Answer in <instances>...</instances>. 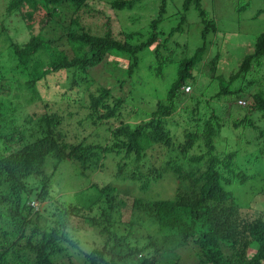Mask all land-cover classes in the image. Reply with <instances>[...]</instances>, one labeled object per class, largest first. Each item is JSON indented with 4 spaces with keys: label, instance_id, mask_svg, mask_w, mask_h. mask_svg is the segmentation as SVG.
Wrapping results in <instances>:
<instances>
[{
    "label": "trees",
    "instance_id": "16d2710c",
    "mask_svg": "<svg viewBox=\"0 0 264 264\" xmlns=\"http://www.w3.org/2000/svg\"><path fill=\"white\" fill-rule=\"evenodd\" d=\"M111 1L112 7L124 10L137 7L140 0ZM94 2L10 0L6 7L7 14L22 18L30 37L22 42L11 39L19 56L14 73L10 69L1 73L0 64V264H264V207L251 205L253 197L264 191V168L256 164L264 156V82L254 77L245 82L254 63L263 59L264 32L235 70L217 72L218 83L213 86L219 90L211 99L221 101L214 105L195 94L201 81L195 69L208 50L206 43L213 42L209 36L221 29L202 0H184L181 21L168 31L161 25L171 0H159L142 40L134 39L137 31L118 36L110 21L104 31L87 26L85 19L93 15ZM192 8L204 25L203 42L194 52L189 45L182 50L170 47ZM261 14L264 6L256 16ZM145 49L155 55V64H148L151 72L161 75L164 65L173 62L177 74L167 99L153 105L150 119L132 125L124 119L127 113L138 111L128 98L134 99L137 88L145 90L146 79L139 73L140 53ZM166 51L175 58H164ZM219 57L218 51L211 61L213 70L217 71ZM63 70L72 74L70 92L86 81L88 97H71L66 91L67 102L58 106L43 99L39 82ZM94 72L111 77L115 90L96 79L88 80ZM188 85L194 92L185 90ZM243 97L249 98L247 106L240 103ZM37 99L44 109L28 111ZM180 105L187 121L182 136L171 137L166 123ZM223 110H234L237 115L227 118ZM242 110L243 116L239 115ZM66 112L70 117L83 112L78 123L89 136L84 134L75 143L67 140L63 131ZM83 125L92 126V131ZM223 128L231 134L243 130L236 150H227L225 141V147L217 149L216 138ZM161 147L176 153L158 166L152 158ZM109 154L124 160L115 163L114 174L122 188L112 182L92 183L67 195L72 190H63L54 179L63 160L74 162L80 175L88 176V170L104 166ZM257 176L263 181L260 190L255 188ZM168 180L174 181L168 194L156 191ZM249 183L253 185L248 195L236 196L232 186ZM60 186L67 197L74 198L58 201L55 193ZM121 192L135 195L128 220L122 218L120 204L124 203L117 201ZM73 217L81 218L84 226L73 228ZM120 225L130 231L120 233ZM141 228L146 230L143 236ZM83 229L89 235L99 229L101 242L92 240L93 249L81 246L78 235ZM132 232L137 235L131 237ZM184 249L189 256L182 261L179 251Z\"/></svg>",
    "mask_w": 264,
    "mask_h": 264
},
{
    "label": "rangeland",
    "instance_id": "374dc122",
    "mask_svg": "<svg viewBox=\"0 0 264 264\" xmlns=\"http://www.w3.org/2000/svg\"><path fill=\"white\" fill-rule=\"evenodd\" d=\"M9 1L10 0H0V22L3 24V26L0 27V64L1 69L4 68L1 70V73L6 71V69H10L12 73H14L16 71V65L19 62V56L17 53H15L11 46V39L16 38L22 42L30 37L29 28L22 18L17 13H6V7ZM111 2V0H96V2L92 4L93 15L88 16L85 19V24L90 28H97L100 31H104L106 28V22L110 21L113 32L118 36H125V33L137 31L138 35L135 34L134 39H144L143 32H147L149 28L146 24L149 22L152 16L157 14L159 0H140L136 3L137 7L124 10L112 7ZM183 2L184 0H171L169 11L161 25L166 31L170 30L173 26L178 25V23L181 21L179 12H181ZM202 3L210 15L215 18L218 26L221 27V29L217 33L212 34V36H209L213 42L206 43L208 44V50L205 53L198 69H195L196 77L199 80L201 79L199 90H195V94H197L196 96L198 97L212 100V104L215 105L217 102L219 104L221 101L217 97L211 99V95H217V91L219 90H216L215 86H213L214 84L218 83V80L216 79L217 72L227 74L235 70L245 55L249 54L253 50L257 37L264 32V14L256 16L258 11L263 8L264 0H202ZM242 5H245L243 9H241ZM199 20H201L200 16L197 17V11L192 8L188 13L187 23L183 26L181 31L176 32L175 36L172 37V41L170 42L169 46L176 47L177 50H182L185 49V45H189V51L194 52L196 50L195 48L199 47V45L203 42L202 30L204 25ZM209 38L208 41L210 40ZM176 44H178L179 47ZM218 51L220 52V57L215 67L217 68L216 71L211 68V61L214 59L216 52ZM162 54L164 58L165 56L167 58H175V55L169 54L168 51L163 52ZM140 55L142 57V61L139 66V73L142 75V78L146 79V85L144 86L145 90L143 91L142 88L136 89L134 99L131 97L128 98V103L130 105L134 103V106L138 108V111L134 110V112L127 113L125 115L124 121L128 123L131 122L133 123L132 125L140 123L143 120L150 119L152 110L155 109L153 105L157 104L160 99H167L166 97L169 87L177 74V67L173 62L166 63L164 65V68H162L163 73H161V75L151 72L148 69V64H155V61H153L155 60V55H153L151 51L147 49L143 50ZM109 67L112 68L110 65ZM94 73L95 74H91V76L90 74L88 75V80L96 79L101 83V85L107 87L112 86L115 90V81H113L111 77L99 72ZM71 75L72 74L70 72L63 70L61 72L51 74L41 80L38 84V88L42 93L43 99H49L52 104L58 103V106L60 103L67 102V96L63 95V93L66 91H68V95L71 97H88L90 91H88L86 88V81H82L81 84L83 86H77L74 89V93H72V91L70 92L72 89H68L70 86L68 82L69 76ZM253 77L259 82H264V56L260 62L258 61L254 63V68L250 72V75H248L246 78L245 82L251 81ZM205 81H208L211 84L205 83ZM90 87L93 91L97 90L96 83L94 82L91 83ZM194 89L195 88L191 86L190 92H194ZM196 89H198V87ZM240 99L246 101V103H241L242 106L248 105L247 102L249 98L243 97ZM237 103H239V99H237ZM43 106L44 105L42 101L37 99L34 104L28 106L27 110L29 111L32 109V107L38 109L39 107ZM180 107L181 105L175 110L174 113H172V115L169 116L168 122L166 123V130H168V133L171 137H181L183 134L184 125L187 121V116L185 113L180 112ZM43 109L44 107L42 110ZM239 113V115L243 116L245 111L242 110ZM222 115H225V117L228 118L230 116L235 117L237 113L234 110H232V112L223 110ZM82 117L83 112L73 117H70L67 112L64 113L63 131L67 135V140L70 142H78L80 141L79 139H81L83 135L86 134L78 123ZM83 126L89 132H91L93 129L92 126ZM77 132H80L78 136L76 135ZM242 132L243 130L239 129L231 134L229 129L223 128V130L220 132L221 134L216 138V141H219V144L217 143V149H222L225 147V141L228 143L226 145L227 150H236L238 148L236 139H238V135H240ZM162 148L163 147H161V150L153 152L155 157L152 158V161L158 166L163 165L165 162L167 163L172 157H174L176 153L175 150H164ZM106 157V160H104L105 163L103 164L104 166L100 165L97 168L94 167L93 169L88 170V176L80 175L77 164L74 162L68 159L61 161L59 163V172H55L54 179H58L60 185L64 186V189L60 186L61 189L57 191L58 193H55V198L57 200L60 199L61 201L72 200L74 195L70 197H67V195L73 194L77 189H85L92 183L106 184L107 182H112L115 187L122 188V186L119 185V179L117 181L115 180L114 174L116 173L115 163L117 161L121 162V160L124 163V160L121 159V156L118 157L115 154H109ZM51 161L55 162V159L51 158ZM256 164L264 168V156H262V160L257 161ZM47 168H49L48 171L53 169V167L49 165ZM259 177L261 176H257V180L255 181V188L258 190L261 189V184L263 183L262 179ZM173 182L174 181L170 182L168 180L164 184L160 183L159 186L156 187V191H158L157 188H159L162 193L168 194V189ZM252 185L253 183H249L247 186L239 185L236 187L233 185L232 187L235 189L236 196L242 193L241 195L244 197L248 195L246 191L251 189ZM65 188H67L66 191H72H69L67 195H65V191H63ZM62 195L64 196L61 197ZM134 198L135 195L131 192L127 194L126 192H121L118 195L117 201L119 200V202L124 203V205L119 203L123 208L122 218L124 220H128L130 218V215L133 211L132 202L134 201ZM251 205L255 209L264 207V191L258 192L253 197ZM71 226L73 228L82 227L84 226L83 220L79 217H73L71 220ZM120 226V233H128V231H130L127 226ZM85 230L86 229H83L78 235L79 238L82 237L81 246H83V248L86 250L93 249L92 240H99L101 242L99 229H97L92 235H89ZM132 233L133 235H130L131 237L137 235L135 234L136 232ZM145 234L146 230L141 228L139 235L143 236ZM179 252L183 253L182 261L188 258L187 256L189 255L185 253V249L184 251L182 250Z\"/></svg>",
    "mask_w": 264,
    "mask_h": 264
},
{
    "label": "built area",
    "instance_id": "2783aa9c",
    "mask_svg": "<svg viewBox=\"0 0 264 264\" xmlns=\"http://www.w3.org/2000/svg\"><path fill=\"white\" fill-rule=\"evenodd\" d=\"M186 90H187V91H190V90H191V86H190V85L186 86ZM240 103H245V101L240 100Z\"/></svg>",
    "mask_w": 264,
    "mask_h": 264
},
{
    "label": "clouds",
    "instance_id": "9594fccd",
    "mask_svg": "<svg viewBox=\"0 0 264 264\" xmlns=\"http://www.w3.org/2000/svg\"><path fill=\"white\" fill-rule=\"evenodd\" d=\"M185 90H186V86H185ZM189 92V91H188ZM36 205H38V203H35Z\"/></svg>",
    "mask_w": 264,
    "mask_h": 264
}]
</instances>
